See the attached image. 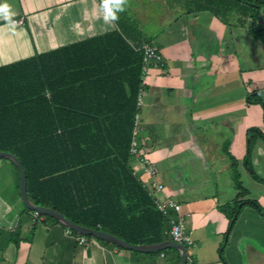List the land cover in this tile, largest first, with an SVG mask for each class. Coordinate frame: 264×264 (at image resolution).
I'll list each match as a JSON object with an SVG mask.
<instances>
[{
  "label": "crops",
  "instance_id": "obj_1",
  "mask_svg": "<svg viewBox=\"0 0 264 264\" xmlns=\"http://www.w3.org/2000/svg\"><path fill=\"white\" fill-rule=\"evenodd\" d=\"M143 1H128L125 11L143 46L153 44L164 60L143 76L137 133L155 182L164 187L156 196L181 206L194 264H264V217L249 206L236 220L223 259L220 254L229 224L221 207L236 200L237 181L248 192L239 200L258 202L264 213V183L243 165L248 129L264 133L262 107L246 101L264 88V46L237 16L225 24L207 11L188 12L183 0H147L161 6L151 23L139 10ZM5 2L13 20L24 24L12 28L0 19V66L118 29L104 22L98 0H0ZM152 24L156 30L146 33L143 27ZM257 26L264 28V8ZM251 162L264 179L263 140ZM131 166L148 189L151 178L135 159ZM2 167L12 189L0 196V264H178L171 252L151 256L96 239L80 245L63 225L35 219L16 190L15 169Z\"/></svg>",
  "mask_w": 264,
  "mask_h": 264
},
{
  "label": "trees",
  "instance_id": "obj_2",
  "mask_svg": "<svg viewBox=\"0 0 264 264\" xmlns=\"http://www.w3.org/2000/svg\"><path fill=\"white\" fill-rule=\"evenodd\" d=\"M183 3L188 12L207 11L225 24L237 16L239 24H247L264 46V28L257 26L264 0ZM118 16V29L113 32L0 66V152L14 155L22 164L33 205L131 245H153L171 240L168 220L132 169L130 154L140 113L138 99L144 90L143 41L126 11ZM246 101L262 107L264 120V88L249 93ZM258 140L264 141L262 130L248 129L243 165L254 180L264 183L251 162ZM236 188V200L221 207L229 219L221 259L244 207L264 217L258 202L239 200L248 192L238 181ZM40 218L60 224L48 216L35 217ZM71 234L96 239L72 230ZM169 252L176 254L180 264L176 249L150 255Z\"/></svg>",
  "mask_w": 264,
  "mask_h": 264
},
{
  "label": "built area",
  "instance_id": "obj_3",
  "mask_svg": "<svg viewBox=\"0 0 264 264\" xmlns=\"http://www.w3.org/2000/svg\"><path fill=\"white\" fill-rule=\"evenodd\" d=\"M15 21H18L19 23L17 25H23L24 20L21 19H15ZM143 67H142V74L145 76L146 72L149 69V66L151 64H154L155 66H163L164 60L163 56L158 50L156 46L153 44H145L143 46ZM141 95L138 99V106L140 107V100ZM140 126V120H139V114L136 115L135 123H134V129H133V140L131 142L130 147V154L133 159H135L139 165L143 168L144 172L151 178V186L148 188L150 195L152 196L155 206L158 210V212L168 220L169 229L167 231L168 235L170 236L171 240L183 244L186 249L193 246L194 242L191 238V236L187 232L186 228V218L181 215V206L173 199L171 198H164L161 199L156 196L157 192H160L163 190V186L160 184H157L155 182V176H156V170L153 167V165L149 162V160L144 156L138 141L136 140V136L139 130ZM144 184V183H143ZM145 187H147L144 184ZM38 213L34 215V217H37ZM68 233L71 234V230H68ZM87 239L84 237H78V243L80 245L86 244ZM187 264H194L193 258L188 255L187 253Z\"/></svg>",
  "mask_w": 264,
  "mask_h": 264
},
{
  "label": "water",
  "instance_id": "obj_4",
  "mask_svg": "<svg viewBox=\"0 0 264 264\" xmlns=\"http://www.w3.org/2000/svg\"><path fill=\"white\" fill-rule=\"evenodd\" d=\"M0 158L3 159H8L12 161L19 174V188H20V196L21 200L24 204V206L35 213H38L43 216H48L56 221H58L61 225L66 227L69 230H72L80 235H87V236H92L96 239L114 244L118 247H121L123 249L131 250V251H136V252H141V253H157L166 249H176L179 254H180V264H187V249L183 244L176 243L172 240H167L159 244H153V245H131L127 243L126 241L119 239L116 236H113L109 233L105 232H100L96 230H91L87 229L84 227H81L72 221H69L65 216L55 210L45 208V207H39L36 205H33L31 201L28 198V193H27V178L25 174V170L20 163V161L12 154L7 153V152H0Z\"/></svg>",
  "mask_w": 264,
  "mask_h": 264
},
{
  "label": "clouds",
  "instance_id": "obj_5",
  "mask_svg": "<svg viewBox=\"0 0 264 264\" xmlns=\"http://www.w3.org/2000/svg\"><path fill=\"white\" fill-rule=\"evenodd\" d=\"M128 0H100L99 9L103 13V20L107 24H115L118 19V13L125 11ZM14 13L8 3H0V19L6 24L15 28L19 23L13 20Z\"/></svg>",
  "mask_w": 264,
  "mask_h": 264
},
{
  "label": "rangeland",
  "instance_id": "obj_6",
  "mask_svg": "<svg viewBox=\"0 0 264 264\" xmlns=\"http://www.w3.org/2000/svg\"><path fill=\"white\" fill-rule=\"evenodd\" d=\"M128 1H132V0H128ZM146 1H143L144 3L142 2L140 4L141 7L139 10L143 9L145 12V17L148 18V20H151V23H153V21L156 20L158 12L161 10V6L157 2H150V4L146 5L147 4ZM138 7H139V4H138ZM143 29L147 33V30H151V29L156 30V25L152 24V25L147 26V27L144 26ZM6 163H9L15 169V167L13 166V164L10 161H8L7 159L0 158V165H1L0 166L1 167L0 168V196H1V193H3V194L9 193L10 190L12 189L11 182L8 180V176L6 174V170L4 167H2ZM17 177L19 179L18 174H17ZM16 186H17L16 187L17 192L20 193L19 180H17ZM187 250H188V252H187L188 255L191 256L192 249L189 247V248H187Z\"/></svg>",
  "mask_w": 264,
  "mask_h": 264
}]
</instances>
